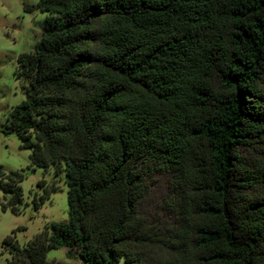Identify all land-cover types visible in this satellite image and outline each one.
<instances>
[{"label":"trees","instance_id":"1","mask_svg":"<svg viewBox=\"0 0 264 264\" xmlns=\"http://www.w3.org/2000/svg\"><path fill=\"white\" fill-rule=\"evenodd\" d=\"M38 5L6 131L65 175L69 219L7 237L6 264H65L48 258L62 247L88 264H264V0ZM24 171L0 170L4 210L21 211ZM159 179L171 221L144 209Z\"/></svg>","mask_w":264,"mask_h":264},{"label":"rangeland","instance_id":"2","mask_svg":"<svg viewBox=\"0 0 264 264\" xmlns=\"http://www.w3.org/2000/svg\"><path fill=\"white\" fill-rule=\"evenodd\" d=\"M47 16L48 12L39 7L38 0H0V170L9 173L25 169L21 182L24 202L20 212L3 209L4 192L0 186V264L12 258L4 245L7 237L15 235L20 245H26L48 224L69 219L65 175L57 174L53 167H33L31 149L22 146L16 132L6 131L12 108L27 97L28 82L16 74L19 56L34 48L44 31ZM167 193V181L159 179L144 202V209L154 220H172L161 205ZM48 258L65 264H88L69 257L66 247L49 249Z\"/></svg>","mask_w":264,"mask_h":264}]
</instances>
